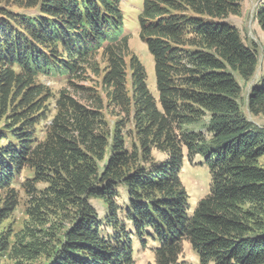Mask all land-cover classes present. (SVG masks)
Wrapping results in <instances>:
<instances>
[{
	"label": "trees",
	"instance_id": "16d2710c",
	"mask_svg": "<svg viewBox=\"0 0 264 264\" xmlns=\"http://www.w3.org/2000/svg\"><path fill=\"white\" fill-rule=\"evenodd\" d=\"M11 1L39 12L0 4V227L18 206L23 170L34 176L28 220L0 231V255L16 264H135L136 245L153 242L156 264H183L187 241L199 264H264V127L243 113L236 79H253L259 52L228 22L243 0H142L139 38L158 96L130 48L122 0ZM255 18L264 30V0ZM99 54L104 100L75 82L98 71ZM43 76L69 80L91 105L61 91L41 139L54 97ZM246 105L264 116V76ZM110 109L124 118L109 122ZM197 156L210 192L191 211L182 174Z\"/></svg>",
	"mask_w": 264,
	"mask_h": 264
},
{
	"label": "rangeland",
	"instance_id": "374dc122",
	"mask_svg": "<svg viewBox=\"0 0 264 264\" xmlns=\"http://www.w3.org/2000/svg\"><path fill=\"white\" fill-rule=\"evenodd\" d=\"M26 0H23L25 2ZM1 6L5 7L8 10H11L16 13L27 14V15H37L39 10L38 8L26 9L22 6H18L11 0L3 1L0 3ZM22 4V3H21ZM122 8L125 15V32L129 35V44L131 50L136 53L142 63L145 65L147 70V83L150 91L158 96L157 91V80L155 75V64L154 59L151 53L149 52L146 44H144L139 38V23H138V15L142 8V0H122ZM259 5H262V0H243L242 2V11L239 16L231 15L228 18V22L232 25H235L243 40L249 44L257 45V49L259 52V65L256 69L255 75L253 79L248 83L244 84L238 76L236 79L242 85V94L239 99L241 104V109L247 118L255 122L261 127H264V116H253L247 109L246 100L248 96V92L250 91L251 86L258 82L261 77L264 76V30H262L255 18V13ZM95 64L98 67V71L96 72L94 69H88L85 76L87 80L84 81H75L77 84H82L85 86V91L89 94L95 96H101L103 100L105 99V93L101 88V76L105 67L107 66V60L102 55L99 54L95 57ZM39 82L44 86L48 87L50 92L54 95L50 101H48L47 111L44 115V120L41 125L42 131L40 132V138H44L45 131L44 127L48 126L55 116L57 112V99L60 97V92L65 91L72 98L78 100L81 103H85L87 105H91V102L88 98L87 93H77L75 91L74 86L69 82V80L65 78L59 77H40ZM89 91V92H88ZM106 118L109 122L113 123L115 118L122 116L124 118V114L121 113L118 109L114 111L107 110L104 112ZM121 114V115H119ZM3 123V122H2ZM126 130L131 128L130 125L125 127ZM132 129V128H131ZM157 156L160 158L163 156L161 153L156 152ZM261 164L264 166V157L261 160ZM33 171L29 169H24L21 177H19L15 188L16 192H18L19 203L16 210L12 213V215L6 219L2 226L0 227V231L7 233L10 230L12 232H18L23 229L26 221L28 220V216L26 213L28 207V196L25 191V184L29 181V179L33 178ZM183 182L188 190L190 196V204L192 206V210L197 205L198 201L208 195L210 192V182L211 175L209 168L204 164L203 158L197 156L194 159L193 163H190L186 160L183 174H182ZM45 184L39 183L37 188H43ZM5 198V192H0V205L1 202ZM94 205L98 209L101 216L104 215L105 206L101 201L93 200ZM155 244L153 242H149V246L147 249H142L139 245H136L135 249V264H156L155 262V254L153 249ZM180 261L183 264H199V259L197 254L191 248L189 242L185 241L183 244V252L180 256ZM0 264H16L15 260L11 259L8 253H1L0 255Z\"/></svg>",
	"mask_w": 264,
	"mask_h": 264
}]
</instances>
